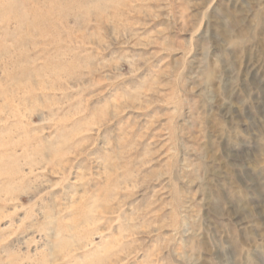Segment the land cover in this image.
Listing matches in <instances>:
<instances>
[{
  "label": "rangeland",
  "instance_id": "1",
  "mask_svg": "<svg viewBox=\"0 0 264 264\" xmlns=\"http://www.w3.org/2000/svg\"><path fill=\"white\" fill-rule=\"evenodd\" d=\"M0 264H264V0H0Z\"/></svg>",
  "mask_w": 264,
  "mask_h": 264
}]
</instances>
